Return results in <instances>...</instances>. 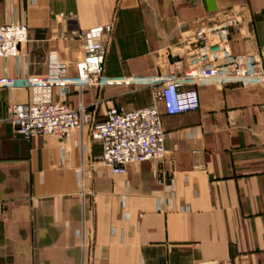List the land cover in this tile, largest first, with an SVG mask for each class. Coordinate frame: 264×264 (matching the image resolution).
Listing matches in <instances>:
<instances>
[{
  "label": "crops",
  "instance_id": "1",
  "mask_svg": "<svg viewBox=\"0 0 264 264\" xmlns=\"http://www.w3.org/2000/svg\"><path fill=\"white\" fill-rule=\"evenodd\" d=\"M231 15L233 55L264 63V0H0V25L29 28L20 56L0 59L16 83L0 88V264H264L263 83L194 88L197 112L163 116L165 162L124 175L100 163L91 128L112 106L150 107L147 87L71 88L86 115L67 140L26 139L10 122L14 105L60 100L27 81L54 59L75 78L83 31L112 26L106 76L158 77L193 67L196 29Z\"/></svg>",
  "mask_w": 264,
  "mask_h": 264
},
{
  "label": "built area",
  "instance_id": "2",
  "mask_svg": "<svg viewBox=\"0 0 264 264\" xmlns=\"http://www.w3.org/2000/svg\"><path fill=\"white\" fill-rule=\"evenodd\" d=\"M238 22V18L231 15L221 22L197 28L190 40L193 63L190 69L178 61L169 75L125 79L104 74L112 26L83 31L78 38L84 57L76 64L75 78L67 77L65 67L54 59L52 75L27 81L32 87L60 88V100L53 104L14 105L10 122L26 139L67 140L74 130L83 126L86 115L84 106L68 103L67 94L71 88L82 92L120 85L147 87L152 92L150 107L131 112L110 107L105 119L92 126L91 139L102 144L100 163L114 174L124 175L128 167L145 162L163 164L170 154L165 148L163 116L197 112L201 102L194 88L208 84H264V63L260 55L239 57L232 53L231 33ZM28 42L29 28L25 23L0 25V59L18 58L21 47ZM15 85L13 79L0 78V88L13 89Z\"/></svg>",
  "mask_w": 264,
  "mask_h": 264
}]
</instances>
